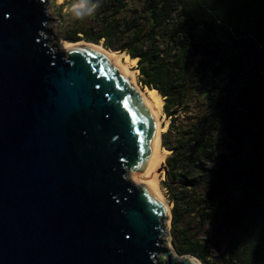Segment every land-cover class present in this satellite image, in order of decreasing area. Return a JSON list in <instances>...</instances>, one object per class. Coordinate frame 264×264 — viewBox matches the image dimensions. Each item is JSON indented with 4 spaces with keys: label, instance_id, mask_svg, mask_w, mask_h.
I'll return each instance as SVG.
<instances>
[{
    "label": "water",
    "instance_id": "water-1",
    "mask_svg": "<svg viewBox=\"0 0 264 264\" xmlns=\"http://www.w3.org/2000/svg\"><path fill=\"white\" fill-rule=\"evenodd\" d=\"M54 20L48 0H0V264H201L165 238L134 70Z\"/></svg>",
    "mask_w": 264,
    "mask_h": 264
},
{
    "label": "trees",
    "instance_id": "trees-1",
    "mask_svg": "<svg viewBox=\"0 0 264 264\" xmlns=\"http://www.w3.org/2000/svg\"><path fill=\"white\" fill-rule=\"evenodd\" d=\"M136 1L123 13L126 0H93L67 38L135 58L139 84L163 97L175 252L264 264V0ZM193 93L203 111L177 123Z\"/></svg>",
    "mask_w": 264,
    "mask_h": 264
},
{
    "label": "rangeland",
    "instance_id": "rangeland-1",
    "mask_svg": "<svg viewBox=\"0 0 264 264\" xmlns=\"http://www.w3.org/2000/svg\"><path fill=\"white\" fill-rule=\"evenodd\" d=\"M76 0H48V12L51 16H53L54 18H56V20H54L53 22H49L48 26L51 28V31L54 32L59 38L60 41H62L64 44L67 43H78V42H84V43H93L91 41H87L83 38H79L76 40H70L67 38V34L68 32H70V29L73 28L76 25H79L80 23H84L86 16L83 19H75L72 15L71 12V5L73 3H75ZM134 6H138V3L136 0H126V7H124L122 10L123 13H125L127 10L131 9ZM95 44H99L102 48L104 49H110V48H105L102 45V42L99 41L98 43ZM113 51H116L117 53H121L120 55V59L123 61V54H125L123 51H118V50H114V49H110ZM127 55V54H125ZM131 58V57H130ZM128 67L129 70L133 71V75H134V80L135 82L139 85V87L141 88H147V87H142L139 82H138V70L136 68V59L135 62H130L128 63ZM162 97V96H161ZM185 107L183 106L181 109L179 108L177 111V117H176V122L178 123L180 119L183 118V116L185 115V118L191 114H194L196 112H201L203 111V106L201 103V99H199L198 94L197 93H193L190 94L187 99H185ZM163 103H164V99L162 97V105H161V109L159 112V119H160V124L162 125L163 129L160 131V147L161 146V136L164 132L169 131V121L170 118L166 116L164 110H163ZM185 112V113H184ZM182 123H184L182 121ZM163 148V147H162ZM165 149V148H164ZM168 151V150H167ZM169 154L166 153V155L164 156L163 160L159 163L157 171L159 174V189H160V194L161 197L163 199V201L165 202L168 211H169V219H168V225H167V231L165 229V238L167 241H169V243L172 246V238H173V233H174V227H172L171 225V212H170V208H171V203L168 202L167 199V193H166V189L163 186L162 181L165 179V173H164V165H165V158L166 156ZM203 190V186L201 185L200 187H198V191ZM190 215L191 214H186L184 215V217H182V220L180 221V223H178V225H182L184 224L186 221L190 220ZM167 233H168V237H167ZM198 259V258H197ZM199 262L201 264H222L220 262V260L217 257V253L215 252V250L210 249L207 252V255L205 256V258L203 260L198 259Z\"/></svg>",
    "mask_w": 264,
    "mask_h": 264
},
{
    "label": "bare ground",
    "instance_id": "bare-ground-1",
    "mask_svg": "<svg viewBox=\"0 0 264 264\" xmlns=\"http://www.w3.org/2000/svg\"><path fill=\"white\" fill-rule=\"evenodd\" d=\"M70 44H75V43H67L65 45H70ZM95 46H97L98 48L103 50L108 56H114V55L119 54L116 51H113L110 49H104L99 44H96ZM123 58H124V60L122 61L120 59V56H119L117 61L124 71L129 72L130 70L128 67V63L135 62V58H130L128 55H125V54H123ZM132 78H133L134 85L136 86L137 90L142 94L145 102L147 103V105H148L149 109L151 110V112L154 116V119L156 121L157 131H158V145H157V149H156L155 166L157 169L159 163L163 160L166 153H168V151L166 149L160 147V131L164 127V126L162 127V125L160 124V119H159V112H160L161 105H162V98L160 97V95L155 90H150L148 88L139 87V85L134 80L133 73H132Z\"/></svg>",
    "mask_w": 264,
    "mask_h": 264
},
{
    "label": "clouds",
    "instance_id": "clouds-1",
    "mask_svg": "<svg viewBox=\"0 0 264 264\" xmlns=\"http://www.w3.org/2000/svg\"><path fill=\"white\" fill-rule=\"evenodd\" d=\"M98 7L99 3H94L93 0H76L71 5V12L73 17L79 20L94 14Z\"/></svg>",
    "mask_w": 264,
    "mask_h": 264
}]
</instances>
